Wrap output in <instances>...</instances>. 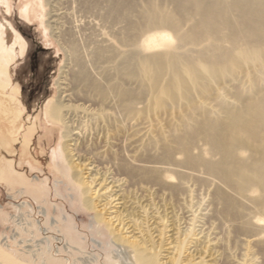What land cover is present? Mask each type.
I'll use <instances>...</instances> for the list:
<instances>
[{
	"label": "bare ground",
	"instance_id": "bare-ground-1",
	"mask_svg": "<svg viewBox=\"0 0 264 264\" xmlns=\"http://www.w3.org/2000/svg\"><path fill=\"white\" fill-rule=\"evenodd\" d=\"M166 1L172 10L150 4L139 11L136 0H86L83 7L95 17L75 21L71 20L74 0H45L46 27L59 42L62 35L68 38L64 46L60 42L65 61L55 81L58 98L48 101L43 116L63 126L62 152L76 180L86 186L85 205L97 212V221L110 227L111 218L103 215L110 202L98 209L95 197L88 194L90 184L81 170L88 161L78 148L87 145L89 131L108 128L118 122V115L136 121L156 108L179 111L169 136L157 139L159 153L143 156L135 146L136 160L123 162L122 168L139 182L166 184L171 192L184 191L188 174L201 170L200 180L213 184L212 199L220 206L219 214L231 221L233 233L241 237L243 258L235 264H252L254 260L246 258L251 248L264 253V223H259L264 221V0ZM31 4L24 7L27 21L37 8ZM102 23L111 29L117 47L101 31L93 33ZM0 32L7 37L13 34V41L18 37L5 19H0ZM170 35L184 51L142 53L156 36L161 40ZM1 105L0 127L5 131L10 127ZM198 141L216 158L203 157L198 147L194 154ZM153 143L150 140L151 147ZM168 172L174 173L176 183L163 179ZM150 199L144 194L129 207L132 215L141 211L137 223L130 221L134 227L127 234L122 227L110 228L114 241L132 249L137 264L218 263L219 240L211 237L212 228L204 226L202 213L197 218L184 206L182 216L171 215L161 207L165 200L153 209ZM122 201L119 204L126 208ZM166 214L171 215L170 228Z\"/></svg>",
	"mask_w": 264,
	"mask_h": 264
},
{
	"label": "rangeland",
	"instance_id": "rangeland-1",
	"mask_svg": "<svg viewBox=\"0 0 264 264\" xmlns=\"http://www.w3.org/2000/svg\"><path fill=\"white\" fill-rule=\"evenodd\" d=\"M85 2L74 0L71 20L84 21L95 17L93 11L83 7ZM136 2L139 11L146 10L150 4L162 6L165 11L172 10V5L166 0ZM28 3L37 7L29 21L23 18L24 7ZM99 4L102 6L104 3L100 1ZM47 11L45 0H0V19H5L18 35L13 41V34L7 37L0 32V103L6 108L4 118L8 119L10 127L6 133L0 127V132H4L0 135V264H137L132 249L114 241L110 228L122 227L121 231L127 234L134 227H131L133 223L140 219L137 215L141 211L136 210L132 215L129 207L137 205L144 194L151 198L153 209L162 205L163 199L166 205L161 207L171 215L182 216L186 210L184 206L194 211L197 218L203 214L204 226L208 230L212 228L209 231L211 237L216 235L219 240L217 249L221 257L217 264L241 261V237L233 233L231 221L219 214L220 206L212 199L213 184L200 180L201 170L188 174L184 191L171 192L166 184L139 182L122 168L123 162L136 160L135 146L143 156L159 153L157 139L168 137L176 126L179 118L176 109L156 108L140 114L136 121L118 115V122L110 123L108 128L89 131L87 145L78 148V153L88 161L81 170L90 184L88 194L95 197L98 209L110 202L102 211L106 219L111 218L112 225L108 227L105 221L96 220L97 212L85 205L88 197L84 193L86 186L76 180L75 170L62 152L63 126L47 121L43 116L48 101L58 98L55 81L65 61L62 46L68 38L62 35L61 46L51 35L45 25ZM100 31L111 45L117 47L110 37L111 29L107 23L97 26L93 33L99 34ZM152 41L150 46H143V54L185 50L171 35L161 40L156 36ZM29 58H34L31 63ZM13 86L18 88V99L12 93ZM21 87L26 97L21 94ZM27 97L32 98L31 103ZM134 139L136 143L132 142ZM150 140L154 142L153 147ZM197 147L203 157L216 158L209 155L207 146L201 141L192 150L194 154L198 153ZM176 156L180 159L179 155ZM173 174L168 172L163 179L176 183ZM120 197L126 208L119 204ZM167 217L168 214L164 215L165 221L169 219ZM149 218L151 216H147L146 221H150ZM156 233L152 234L155 242L159 237ZM169 240L170 237L162 244ZM261 251L263 253V250L253 247L251 255L246 258L251 257L248 261L254 260L255 264H264Z\"/></svg>",
	"mask_w": 264,
	"mask_h": 264
},
{
	"label": "flooded vegetation",
	"instance_id": "flooded-vegetation-1",
	"mask_svg": "<svg viewBox=\"0 0 264 264\" xmlns=\"http://www.w3.org/2000/svg\"><path fill=\"white\" fill-rule=\"evenodd\" d=\"M19 59L21 58V57H18ZM34 58H29V62L31 63V61L33 60ZM12 88V93L16 96V98L18 99V88L16 87V86H13V87H11ZM21 94L23 95V96H25V91H24V89H23V87H21ZM26 97V96H25ZM28 99H29V102L31 103L32 102V98H28L27 97V101H28ZM19 101V100H18ZM19 104H20V102H19ZM20 106H21V104H20ZM22 107V106H21ZM22 109L24 110V108L22 107Z\"/></svg>",
	"mask_w": 264,
	"mask_h": 264
}]
</instances>
